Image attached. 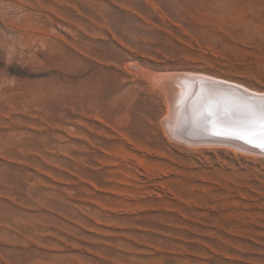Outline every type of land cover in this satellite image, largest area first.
<instances>
[{
	"label": "rangeland",
	"instance_id": "374dc122",
	"mask_svg": "<svg viewBox=\"0 0 264 264\" xmlns=\"http://www.w3.org/2000/svg\"><path fill=\"white\" fill-rule=\"evenodd\" d=\"M185 70L264 91V0H0V264H264V153L163 123Z\"/></svg>",
	"mask_w": 264,
	"mask_h": 264
},
{
	"label": "bare ground",
	"instance_id": "6f19581e",
	"mask_svg": "<svg viewBox=\"0 0 264 264\" xmlns=\"http://www.w3.org/2000/svg\"><path fill=\"white\" fill-rule=\"evenodd\" d=\"M170 73H166V75L169 74L171 79L168 75V77L163 76L162 78L164 79V82L162 83L164 87L163 90H165L166 98L170 101L162 119L164 124L171 129L174 127L179 129L182 128L184 124H187L188 129L191 131L190 134L194 136V141L215 140L220 141V143L225 142L243 149L246 148L250 151L261 153L260 149H256L245 142L242 143L238 139L231 138L227 135H218L216 134V131L213 134L210 133V130H207V128L211 127V129H213L214 124L212 123L213 121L203 118L201 114V104L205 97H211L213 102H222L221 104L224 106H231L232 104L239 102L241 99L249 100L252 98L264 97V91H259L243 83L208 73L202 75L200 72L191 70H185L183 72L179 71L178 73L175 72V75L173 72L172 74ZM199 73L201 75H199ZM219 122V125L222 126L227 124L226 119L225 122H221L220 120ZM199 125L200 129L197 130ZM202 130L204 131L202 133L209 136L203 138L197 137L196 135L198 134L195 132H201ZM181 131L183 132V130ZM187 136L189 137V135ZM178 137L180 136H177V138ZM184 138L186 137L183 136V139Z\"/></svg>",
	"mask_w": 264,
	"mask_h": 264
},
{
	"label": "snow or ice",
	"instance_id": "6c2138e0",
	"mask_svg": "<svg viewBox=\"0 0 264 264\" xmlns=\"http://www.w3.org/2000/svg\"><path fill=\"white\" fill-rule=\"evenodd\" d=\"M202 116L206 120H217L227 123L228 131L217 132L240 139L245 143L264 151V97L241 99L231 106L213 102L211 97H205L201 104Z\"/></svg>",
	"mask_w": 264,
	"mask_h": 264
},
{
	"label": "water",
	"instance_id": "95a60500",
	"mask_svg": "<svg viewBox=\"0 0 264 264\" xmlns=\"http://www.w3.org/2000/svg\"><path fill=\"white\" fill-rule=\"evenodd\" d=\"M195 133H197V134H199L200 136H203V137H207V136H209V135H206V134H204V133H202V132H195ZM211 136V135H210ZM235 139V138H234ZM240 142H242V143H244V141H242V140H240V139H238ZM247 144V143H246ZM256 148V147H255ZM256 149H259V148H256ZM261 150V149H260ZM262 153H264V151H261Z\"/></svg>",
	"mask_w": 264,
	"mask_h": 264
}]
</instances>
